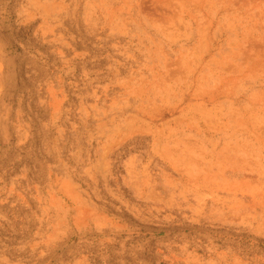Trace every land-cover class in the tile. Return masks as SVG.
Returning <instances> with one entry per match:
<instances>
[{
	"label": "rangeland",
	"instance_id": "obj_1",
	"mask_svg": "<svg viewBox=\"0 0 264 264\" xmlns=\"http://www.w3.org/2000/svg\"><path fill=\"white\" fill-rule=\"evenodd\" d=\"M0 264H264V0H0Z\"/></svg>",
	"mask_w": 264,
	"mask_h": 264
}]
</instances>
